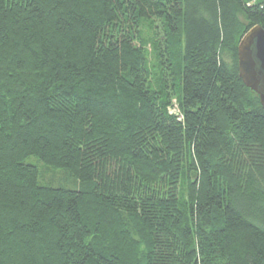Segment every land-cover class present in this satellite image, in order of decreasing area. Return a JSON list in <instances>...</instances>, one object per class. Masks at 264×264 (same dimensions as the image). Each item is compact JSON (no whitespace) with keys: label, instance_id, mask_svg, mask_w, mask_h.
Instances as JSON below:
<instances>
[{"label":"trees","instance_id":"obj_1","mask_svg":"<svg viewBox=\"0 0 264 264\" xmlns=\"http://www.w3.org/2000/svg\"><path fill=\"white\" fill-rule=\"evenodd\" d=\"M255 24L264 0H0V264H264Z\"/></svg>","mask_w":264,"mask_h":264},{"label":"water","instance_id":"obj_2","mask_svg":"<svg viewBox=\"0 0 264 264\" xmlns=\"http://www.w3.org/2000/svg\"><path fill=\"white\" fill-rule=\"evenodd\" d=\"M237 59L240 79L264 108V29L260 25L255 24L243 33L237 44Z\"/></svg>","mask_w":264,"mask_h":264},{"label":"rangeland","instance_id":"obj_3","mask_svg":"<svg viewBox=\"0 0 264 264\" xmlns=\"http://www.w3.org/2000/svg\"><path fill=\"white\" fill-rule=\"evenodd\" d=\"M241 19H242V17H241ZM146 32H148V31H146ZM147 37H150V36L148 35ZM150 43L151 42H149L148 45H147L148 46L147 49H149V51L151 50ZM150 59L152 60L151 57H150ZM176 105H177L176 99H173V103L170 106L171 111L174 110ZM29 161L32 162V163H35L37 165V167L39 168V170H41L40 169V164L41 163L39 161H37L34 157H30ZM42 171L45 172V174H44L45 178H43L45 183L49 182V183H51V185H55V186H59V185L69 186V187L73 186V185H71V182H70L69 179H63L62 176L58 174V172H60L58 169L44 168V169H42Z\"/></svg>","mask_w":264,"mask_h":264}]
</instances>
